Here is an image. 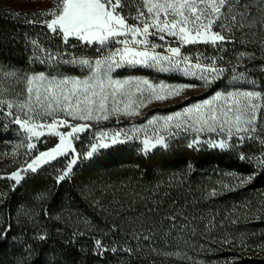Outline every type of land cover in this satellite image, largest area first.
I'll return each mask as SVG.
<instances>
[{"label": "trees", "instance_id": "1", "mask_svg": "<svg viewBox=\"0 0 264 264\" xmlns=\"http://www.w3.org/2000/svg\"><path fill=\"white\" fill-rule=\"evenodd\" d=\"M247 3L253 26L216 54L230 70L241 63L264 93V5ZM28 20L0 9V62L41 72L47 66L30 41L54 53L63 42L46 27L38 39ZM241 51L255 55L238 62ZM240 152L118 147L77 164L63 181L56 162L19 185L0 179V264H264V206L209 178L233 172L251 177L247 188L264 189V167ZM97 240L108 250L98 253Z\"/></svg>", "mask_w": 264, "mask_h": 264}, {"label": "snow or ice", "instance_id": "2", "mask_svg": "<svg viewBox=\"0 0 264 264\" xmlns=\"http://www.w3.org/2000/svg\"><path fill=\"white\" fill-rule=\"evenodd\" d=\"M264 5V0H260ZM135 8V14H132ZM247 0H58L55 8L40 11L43 20H28L29 24H42L52 35L59 37L69 47L70 38L83 46H96L103 54L97 58L78 57L65 53H54L44 49L36 41L30 43L34 49V59L40 63L51 64L57 70L63 64L75 65L85 69L84 77L66 76L57 73H33L24 77L22 93L24 99H4L7 89L0 87V108L8 109L7 115L26 135V154L36 149V143L44 136L59 138L57 145L47 151H38L23 169L12 172L7 179L19 185L28 172L37 170L61 156L72 155L66 170L58 176L63 181L77 163L72 142L89 131V121L99 122L115 116H138L140 109L154 102H164L181 96L194 84H167L163 81L153 83L146 78L129 77L118 79L113 76L121 68H148L161 73L178 72L194 78L209 86L223 78L225 67L217 65L222 56L203 57L208 63H201L197 57L182 52L188 45L205 44L224 50L226 43H235V33L253 26L252 13L248 11ZM127 13V14H126ZM19 15V14H16ZM136 21L129 24L128 19ZM264 26V21H261ZM156 37L157 44L150 38ZM170 37L171 40H167ZM175 41L177 46H172ZM118 45V46H117ZM162 49V51H157ZM255 53L239 52L236 60L242 62L254 57ZM41 56L43 58H41ZM231 69L232 79L237 82L251 83L244 71ZM6 79L20 81L15 71L0 72ZM3 81L0 80V84ZM264 108V94L259 90L234 88L216 92L210 100L185 106L182 110L168 115H152L145 125L133 127L128 131L117 130L111 137L107 132L93 134L84 159L92 158L100 149L111 145L143 139L141 151L145 154L158 145L167 149L168 140L180 134H191L189 148H198L201 143L211 148L232 150L246 140L259 139L264 145V136L257 135L258 127L264 125V115L258 120V112ZM17 110V111H14ZM23 116V119L21 118ZM61 129H67L62 131ZM216 134L217 139L209 136L201 141V134ZM123 135L124 139H119ZM233 137L236 143H233ZM106 142V141H109ZM240 159H253L240 155ZM258 166L264 167V156L257 158ZM251 177L241 179L247 183ZM6 233H0L4 236ZM39 239L46 240V236ZM98 253L107 251L97 240ZM116 251L115 248L111 249ZM131 251V250H128Z\"/></svg>", "mask_w": 264, "mask_h": 264}, {"label": "rangeland", "instance_id": "3", "mask_svg": "<svg viewBox=\"0 0 264 264\" xmlns=\"http://www.w3.org/2000/svg\"><path fill=\"white\" fill-rule=\"evenodd\" d=\"M58 3V0H0V9L4 11H9L12 14H19L17 16H24L27 17L29 20H43V19H50L51 17H41L38 15L40 11H48L52 8H55ZM129 24H135L136 21L129 18L128 19ZM37 34V37L40 33L44 34L43 32L45 26L42 24H31ZM47 34V33H46ZM49 38V37H47ZM39 39V37H38ZM153 42L160 44L161 41L158 40L156 37L150 38ZM167 40H171L170 37H166ZM70 45H76L75 47H69L68 45L62 44L61 46L57 47V50L55 53H65L64 58L68 59L69 55H76L78 57H89V58H97L104 53L103 51L98 52L96 50V46H83L79 42H77L74 38H70L69 40ZM118 46V45H117ZM172 46H177L175 41H172ZM255 48V49H254ZM253 49L256 51V47ZM157 51H162V49H157ZM217 51H220L210 45L205 44H198V45H188L182 48V52L187 53L191 57H193L192 62H196V58H201V63H208V61L204 60L203 57H211V56H218L216 53ZM260 57V56H259ZM41 58H43L41 56ZM254 60H256L254 58ZM38 62L40 63V60L38 59ZM221 60L217 61V65L221 67H225L228 69L227 65H224L221 63ZM230 63V62H229ZM43 64L44 63H40ZM241 64V63H240ZM240 64H237V71L239 72V66ZM230 65L233 67V64L230 63ZM47 68L45 70H41V72L44 73H50L52 75H56L57 73L66 75V76H73V77H84L87 75V71L82 68H78L75 65L70 64H63L64 67H67L68 69L73 70V72H69L67 69L63 68L62 66L59 67L57 70L53 65L51 64H45ZM231 67V68H232ZM143 70V71H141ZM9 71H15L17 74L20 75V81L17 82L12 79H6L2 76H0V80L3 81L2 84H0V87H3L7 89L8 94H6L3 98L4 99H16V100H23V95H17V93H22L24 91L25 85L23 83L24 77L31 75L33 73H41L37 71H32L29 69V67L24 68H17L12 65H6L2 62H0V72H9ZM240 71H244V69H240ZM246 75V73H245ZM113 76L118 79H124L129 77H141L146 78L149 81L153 83L158 82H165L167 84H194L198 85L197 87L187 89L183 92L181 96L175 97L173 99L166 100L164 102H154L150 103L147 106L140 109V115L138 116H121L119 119H117L115 116L111 117L109 120H101L98 123L95 121H89L88 123L91 125V129L83 134L80 135V138L77 140H74L72 142V146L75 148V154L77 156V163L72 166V171L69 173L68 176H71L74 173L75 168L77 167V164L79 163H85L93 160V158L100 155L102 152L107 151L111 148H118V147H130L135 150H137L142 155L145 154L141 151L142 144L140 143V139H143V135L140 133H137L140 138L135 140H130L125 143L111 145L110 147L106 149H100L98 154H94L92 158L84 159V154L89 150V146L91 143L95 142L93 138V134H99L100 131L107 132V136L111 137L113 133L117 130H124L128 131L132 129L133 127L139 128L142 125H145L147 123V120L152 117V115H168L172 114L176 111L182 110L185 106H191L195 103H202L204 100H210L215 95L216 92H225L228 90H232L234 88H241L243 90H260V87L257 85L255 88H253V85L251 83H245V82H237L232 79L231 70L226 71L223 78L216 81L215 83L209 85V86H203L202 82L191 78L183 76L181 73L178 72H169V73H161L157 72L153 69L148 68H121L117 69ZM248 81L249 78H248ZM262 92V91H261ZM262 94H264L262 92ZM14 111H17L14 109ZM8 109L6 107L0 108V127L4 129V137L0 139V179H7L8 176L12 172L17 171L18 169H23L26 162H30L31 158L35 157V155L38 154V151H47L57 145L59 142V138L55 136H44L40 138V141H33L36 143V149H34L30 154L27 153V149L25 145L28 143L26 135L23 133V131L19 128L18 125H16L13 122V118L9 117L7 115ZM261 115H264V108L258 112V120ZM21 118L23 119V116L21 115ZM62 131H66L67 129H61ZM257 135L264 136V125H260L258 127ZM209 136H211L212 139H217L216 134H201L200 139L201 141L207 139ZM119 139H124L123 135L119 137ZM192 135L191 134H180L178 137L174 139L168 140L169 147L167 149L160 147L159 145L155 148L149 151L146 155L153 154L157 151H163L168 150L170 148H174L176 146L178 147H187L189 148V143L191 142ZM110 143L109 141H106ZM233 143H236V138L233 137ZM247 147V149L244 150V148ZM243 148V150H242ZM192 149V148H189ZM196 150H202V151H220V152H228V153H237L240 152L241 154L244 152H247L249 154V157H253V159H249L250 161L254 162L255 168H258V164L256 162L257 158H260L264 156V145L260 143L259 139L256 140H246L242 145H238L235 149L232 150H221L218 148H211L207 144L201 143V145L198 148H193ZM72 158V155L69 156H61L58 157L56 160L51 161L49 164L41 166L37 171L42 170L45 166L51 165L52 163H58L60 167L57 169L58 172H60V169L62 167L61 174L66 170L67 165L69 163V160ZM31 173V172H28ZM22 175H27L23 171L21 172ZM60 174V175H61ZM65 177V178H66ZM249 177V176H248ZM248 177H245L244 175L236 174L233 172H226V173H217L215 176H209V178L213 179L214 185L221 187L222 189H233L241 191V193L245 192L249 194L250 197L256 199V205L264 206V189H249L247 188V183L241 184V179H247ZM9 182H13L12 180L8 179ZM22 182V181H21ZM14 183V182H13Z\"/></svg>", "mask_w": 264, "mask_h": 264}]
</instances>
